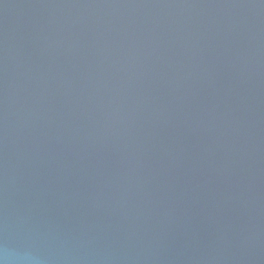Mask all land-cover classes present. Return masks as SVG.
<instances>
[{
  "label": "water",
  "instance_id": "water-1",
  "mask_svg": "<svg viewBox=\"0 0 264 264\" xmlns=\"http://www.w3.org/2000/svg\"><path fill=\"white\" fill-rule=\"evenodd\" d=\"M0 264H264V0H0Z\"/></svg>",
  "mask_w": 264,
  "mask_h": 264
}]
</instances>
